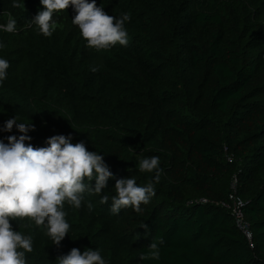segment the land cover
I'll list each match as a JSON object with an SVG mask.
<instances>
[{
    "label": "trees",
    "instance_id": "obj_1",
    "mask_svg": "<svg viewBox=\"0 0 264 264\" xmlns=\"http://www.w3.org/2000/svg\"><path fill=\"white\" fill-rule=\"evenodd\" d=\"M209 3L96 0L108 15H130L127 46L96 51L72 23V6L53 14L56 29L45 37L31 22L40 0H0V25L9 15L17 21L13 33L0 28V58L10 64L0 81V141L21 135L3 130L16 116L34 125L26 144L71 136L113 173L79 209L65 202L70 229L59 246L42 226L11 222L32 237L26 264H58L72 248L99 250L106 264H264V0L216 11ZM152 156L161 170L155 195L139 214H113L116 180L145 186L155 172L138 164ZM235 175L251 241L221 204ZM159 240V259L141 260Z\"/></svg>",
    "mask_w": 264,
    "mask_h": 264
},
{
    "label": "clouds",
    "instance_id": "obj_2",
    "mask_svg": "<svg viewBox=\"0 0 264 264\" xmlns=\"http://www.w3.org/2000/svg\"><path fill=\"white\" fill-rule=\"evenodd\" d=\"M40 4L44 10L38 12L31 22L45 37H51L56 29L53 14L72 6L76 12L72 23L78 26L87 47L101 51L117 44L127 46L129 42L124 26L130 20L127 13L119 18L108 15L97 6L96 0H40ZM12 6L20 8L21 4L13 3ZM16 25L17 21L9 15L7 24L0 25V28L13 33ZM0 47L4 45L0 44ZM9 67V62L0 58V81L7 78ZM14 126L21 135L8 136L7 143L0 141V264H26L25 254L33 251L31 235L13 230L12 221L28 220L37 227L42 226L53 244L59 246L70 229L65 219L67 213L63 210L65 202L79 209L86 191L100 194L113 176L104 157L89 151L83 142L72 143L71 136L54 135L46 141L47 147L37 148L25 143L31 140L27 133L34 130V125L17 122L15 116L5 122L3 130L11 132ZM138 168L140 172H155L153 180L145 186H138L134 178L117 179L116 195L111 204L113 214L127 207L139 214L141 204H148L155 195L154 183L159 182L161 171L159 157L141 159ZM85 179L94 180V187L86 185ZM108 199V196H102L100 203H107ZM87 207L91 211L93 205L88 203ZM162 242H151L148 252L141 254L140 259L158 260V243ZM57 260L58 264H106L100 251L90 248L83 252L72 248Z\"/></svg>",
    "mask_w": 264,
    "mask_h": 264
},
{
    "label": "built area",
    "instance_id": "obj_3",
    "mask_svg": "<svg viewBox=\"0 0 264 264\" xmlns=\"http://www.w3.org/2000/svg\"><path fill=\"white\" fill-rule=\"evenodd\" d=\"M232 193L229 196L228 200L222 201V206L228 210L231 211V214L233 215L235 222L237 226L244 232V234L249 238V240H252V233L250 231V227L248 223L245 220L244 212H243V206L244 202L243 200L238 197L237 189H238V176L235 175L232 184ZM249 233L251 236H249Z\"/></svg>",
    "mask_w": 264,
    "mask_h": 264
},
{
    "label": "rangeland",
    "instance_id": "obj_4",
    "mask_svg": "<svg viewBox=\"0 0 264 264\" xmlns=\"http://www.w3.org/2000/svg\"><path fill=\"white\" fill-rule=\"evenodd\" d=\"M229 1H231V0H210V3L208 4V6L210 8H212L213 11H216V10H220V8L223 5L229 4ZM200 5H201V3H200Z\"/></svg>",
    "mask_w": 264,
    "mask_h": 264
}]
</instances>
